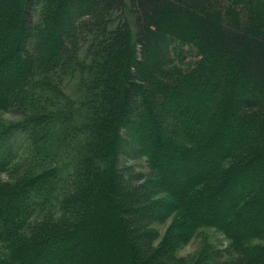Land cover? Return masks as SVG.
<instances>
[{
  "label": "trees",
  "instance_id": "trees-1",
  "mask_svg": "<svg viewBox=\"0 0 264 264\" xmlns=\"http://www.w3.org/2000/svg\"><path fill=\"white\" fill-rule=\"evenodd\" d=\"M3 68L0 264H184L204 227L264 264V0H0Z\"/></svg>",
  "mask_w": 264,
  "mask_h": 264
},
{
  "label": "rangeland",
  "instance_id": "rangeland-1",
  "mask_svg": "<svg viewBox=\"0 0 264 264\" xmlns=\"http://www.w3.org/2000/svg\"><path fill=\"white\" fill-rule=\"evenodd\" d=\"M126 4V9H128V0H125ZM125 19L129 22L130 26L133 27V18L129 15L128 11L125 10ZM9 71L7 68H3L0 70V74L2 76H6ZM9 74H13L12 72ZM78 89L75 87L74 83H71L68 87V95H76L77 98L80 97L81 92L77 91ZM76 92H78L76 94ZM72 97V96H71ZM73 99H75L73 97ZM18 120H20L19 116L10 114V113H4L0 114V124H10V123H15ZM159 134L156 129H152L151 136ZM165 140V138H162ZM18 140H21V137L17 138L16 144L15 141L11 145L12 149L16 148L18 145ZM18 148V147H17ZM131 150H128L123 147L121 155L119 156L118 164L119 166L124 165L126 167H132L135 171H140V172H146V167L144 164V158L143 157H137L135 158V152H131ZM135 150V149H134ZM124 152V153H123ZM76 151L74 152H68L67 148H65L61 154L60 157L58 158L59 161L58 163L64 164L66 166V169L68 167V163L71 164V159L74 158ZM204 167L205 166H193L191 169L193 170L191 172L192 176L193 175H202L201 173L204 172ZM180 170L183 171V168L180 167ZM188 171V170H187ZM180 175L184 178H187V174H181ZM4 182H6V177L1 176L0 177ZM9 182V181H7ZM50 183H46L47 188ZM45 185V186H46ZM45 190H47L45 188ZM44 192V191H43ZM159 198V197H158ZM157 198V199H158ZM177 203V200L173 199L171 203ZM164 207H159L155 212L156 214L163 212ZM53 217H55V214H51ZM50 217V216H49ZM177 217V215H172L169 218H167L165 221L159 224H153L150 229L155 230L157 233V238L153 243L154 248H159L162 246L164 243V239L170 230L171 226L174 224V219ZM148 231V230H147ZM178 235L182 233V230H179ZM181 239L184 240L183 243L177 244L176 248L174 249L173 257L175 260H183L184 264H200V259L203 257H213L209 263L205 264H223L224 261H228L232 258V253L231 249H229V242L221 235V233L217 232L215 229L210 228V227H204V228H199L195 232L192 233V235L188 238H184L183 234L180 235ZM180 238L177 239L181 240ZM187 239V240H186ZM133 244V243H132ZM65 262V261H64ZM52 264H60V260L56 261L52 259Z\"/></svg>",
  "mask_w": 264,
  "mask_h": 264
}]
</instances>
